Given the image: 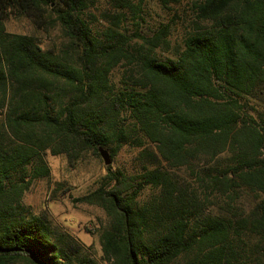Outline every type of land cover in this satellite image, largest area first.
I'll use <instances>...</instances> for the list:
<instances>
[{
	"label": "trees",
	"instance_id": "obj_1",
	"mask_svg": "<svg viewBox=\"0 0 264 264\" xmlns=\"http://www.w3.org/2000/svg\"><path fill=\"white\" fill-rule=\"evenodd\" d=\"M117 1L99 18L98 0H0V264H264V0H199L178 39L131 34L122 9L146 0ZM13 18L60 26L61 46ZM124 145L141 168L81 198L109 217L100 262L21 198L48 151Z\"/></svg>",
	"mask_w": 264,
	"mask_h": 264
},
{
	"label": "rangeland",
	"instance_id": "obj_2",
	"mask_svg": "<svg viewBox=\"0 0 264 264\" xmlns=\"http://www.w3.org/2000/svg\"><path fill=\"white\" fill-rule=\"evenodd\" d=\"M132 1L138 2V0ZM198 1L169 0L164 4L160 0H146L141 13H132L128 8L122 10L128 12L130 19L127 27L131 34L137 28L138 21L141 30L147 34L170 22L172 28H175L174 39H178L182 34L180 28H187L190 19L195 15V4ZM97 5L98 8H93L92 11L98 17L105 9L121 8L117 0H98ZM138 14H141V17ZM92 20L95 21L94 17ZM7 28L16 33L36 35L44 47L61 46L64 40L60 26L51 30L38 29L24 18L10 19ZM118 75L121 74L118 72ZM139 151L140 148L124 145L113 158L112 169L120 168L130 173L137 172L142 166L138 160ZM45 158L50 166L51 175L32 182L21 198L22 206L26 211L47 216L53 224L89 247L90 252L103 262L101 234L109 223V217L100 205L88 203L81 198L106 181L110 165L105 163L102 155L99 157L93 152L84 154L74 164L66 155H55L51 151L47 152Z\"/></svg>",
	"mask_w": 264,
	"mask_h": 264
},
{
	"label": "water",
	"instance_id": "obj_3",
	"mask_svg": "<svg viewBox=\"0 0 264 264\" xmlns=\"http://www.w3.org/2000/svg\"><path fill=\"white\" fill-rule=\"evenodd\" d=\"M99 150H100L102 157L104 158L105 163L107 165H111L113 162V158H112L110 151L103 146L99 147Z\"/></svg>",
	"mask_w": 264,
	"mask_h": 264
}]
</instances>
